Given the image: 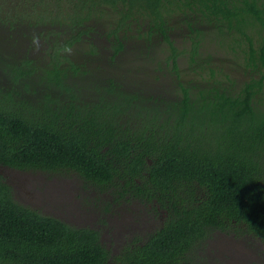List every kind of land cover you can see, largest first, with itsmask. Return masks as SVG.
<instances>
[{"label":"trees","instance_id":"16d2710c","mask_svg":"<svg viewBox=\"0 0 264 264\" xmlns=\"http://www.w3.org/2000/svg\"><path fill=\"white\" fill-rule=\"evenodd\" d=\"M0 166L75 173L157 223L115 250L106 219L42 214L0 174V264H197L214 231L264 241V0H0Z\"/></svg>","mask_w":264,"mask_h":264},{"label":"rangeland","instance_id":"374dc122","mask_svg":"<svg viewBox=\"0 0 264 264\" xmlns=\"http://www.w3.org/2000/svg\"><path fill=\"white\" fill-rule=\"evenodd\" d=\"M127 69L125 66L124 69ZM3 181L11 185L17 202L42 214L51 215L79 226H104L103 241L118 250L134 234L145 235L157 223L146 205L126 203L113 193H100L75 173L51 174L3 168ZM112 204L111 217L104 213ZM197 264H264V241L244 231H214L207 243L196 250Z\"/></svg>","mask_w":264,"mask_h":264},{"label":"flooded vegetation","instance_id":"af4514ba","mask_svg":"<svg viewBox=\"0 0 264 264\" xmlns=\"http://www.w3.org/2000/svg\"><path fill=\"white\" fill-rule=\"evenodd\" d=\"M196 255V253H193V256H195ZM230 264H232V263H230ZM235 264V263H234Z\"/></svg>","mask_w":264,"mask_h":264}]
</instances>
